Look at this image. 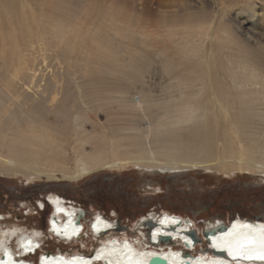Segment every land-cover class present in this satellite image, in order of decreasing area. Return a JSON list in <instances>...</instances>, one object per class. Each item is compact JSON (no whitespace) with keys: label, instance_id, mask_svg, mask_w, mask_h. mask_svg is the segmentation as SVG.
<instances>
[{"label":"bare ground","instance_id":"bare-ground-1","mask_svg":"<svg viewBox=\"0 0 264 264\" xmlns=\"http://www.w3.org/2000/svg\"><path fill=\"white\" fill-rule=\"evenodd\" d=\"M258 2L264 5V0H236L238 13L228 24V8L213 17L189 11L152 21L117 0H0V161L15 166L4 173L30 181L54 179L57 172L80 179L109 161L116 170L129 164L163 173L196 166L212 170L211 162L229 175L237 170L264 175V130L258 126L264 123V59L258 55L264 52V27L257 23L264 13H257ZM207 5L208 0H190L183 9L206 11ZM148 81L158 95L145 91ZM137 84L142 102L127 98ZM113 104H155L163 111L149 128L156 135L155 151L145 148L142 135L131 138L133 156H121L115 148L108 158L86 153L92 139L84 124L92 112ZM189 124L186 138L172 132ZM136 125L129 122L122 130H137ZM47 206L53 213L47 231L66 245L85 249L86 230L101 238L120 228L56 194L48 196ZM157 215L135 227L141 240L109 235L91 254L44 252L40 231L0 225V264H148L154 256L170 264H264L255 258L264 252L263 218L205 223L207 247L199 248L194 221L167 211L159 221ZM229 244L240 253L236 258Z\"/></svg>","mask_w":264,"mask_h":264},{"label":"rangeland","instance_id":"rangeland-1","mask_svg":"<svg viewBox=\"0 0 264 264\" xmlns=\"http://www.w3.org/2000/svg\"><path fill=\"white\" fill-rule=\"evenodd\" d=\"M72 1L76 3L83 0ZM117 1L125 2L128 7L140 12L143 18L152 21L169 16L181 17L189 11H191L189 15L199 16L206 13V16L213 17L218 11L228 8L231 19L226 21L230 24L234 22L235 12L238 13L236 0H208L210 5L205 7L206 11L199 7H194L193 10L183 9L190 0H142L145 2L143 6L142 2L137 0ZM191 2L197 4V0ZM258 3L257 13L262 14L264 5ZM143 7L146 8L145 13L141 12ZM239 14L240 18H246L245 14ZM257 23L261 28L264 27V20H258ZM258 55L264 59L262 50ZM143 87L149 95H158L153 81H148ZM141 91L142 85L137 84L131 88L127 98L142 102ZM161 117L163 111L155 104L135 108L118 107V104L102 107L92 112L90 120L84 124L85 135L92 139L84 149L89 154L101 153L105 158L110 157L113 148L117 149L121 156H133L135 148L134 140L131 138L140 136L142 138L143 135L145 148L148 151H155L156 135L150 132L149 128L150 124ZM49 118L52 120L53 115ZM132 121L137 123V130L123 131L122 129L129 126V122ZM190 125L192 124L173 128L172 132L186 138L191 133ZM260 125L264 128V123L258 124ZM106 135L112 137L117 144L112 146L105 138ZM158 159L165 161L163 157ZM207 166L212 170L196 166L175 173H163L160 170L150 171L133 164H129L123 170H116L107 161L80 179L67 178L63 173L57 172L54 179L43 176L30 181L20 173L18 175L4 173L5 168H15V166L6 167L0 161V225L2 228L16 225L28 231H40L43 234L42 242L45 244L44 252H57L60 249L69 253L84 251L91 254L94 247L109 235L120 237L127 235L132 239L138 237L141 240L142 237L136 236L135 229L139 222L151 213L161 214L167 211L194 221L201 240L196 242V246L206 248L203 229L208 225L205 223L210 222V225L216 222L228 223L230 218L236 216L244 219L257 217L264 219V175L244 170L233 171L229 175L216 169L211 162L207 163ZM147 184L154 186L150 189ZM157 188L161 190L155 192ZM50 194L59 195L65 200V204L80 207L84 212H88L87 214L99 212L117 223L120 228L101 238L86 230L85 249H81L78 244L66 245L59 242L47 231L49 218L53 214L51 208L47 206ZM41 202L45 204V208L40 207ZM86 217L82 221L88 220L89 223ZM167 245L162 246L168 247Z\"/></svg>","mask_w":264,"mask_h":264},{"label":"snow or ice","instance_id":"snow-or-ice-1","mask_svg":"<svg viewBox=\"0 0 264 264\" xmlns=\"http://www.w3.org/2000/svg\"><path fill=\"white\" fill-rule=\"evenodd\" d=\"M235 228H236V226L234 225L233 226V229L235 230ZM227 235L228 236H232L233 235V232H229ZM248 242L250 243L251 241H248ZM244 246H245L244 245V242H241L238 245V247H240V248H243ZM228 252H229L230 255H233V258H236L237 256L240 255L239 252H234L233 251V248H232V245L231 244L228 245ZM97 258H99V257H97ZM245 258H247V259H253L254 257L252 255H248ZM255 258L264 261V252H260V253L256 254ZM9 264H14V262L10 261Z\"/></svg>","mask_w":264,"mask_h":264},{"label":"water","instance_id":"water-1","mask_svg":"<svg viewBox=\"0 0 264 264\" xmlns=\"http://www.w3.org/2000/svg\"><path fill=\"white\" fill-rule=\"evenodd\" d=\"M79 218H81V216H79ZM78 218V219H79ZM258 219H259V217H257ZM56 221H58V220H56ZM79 221H77V223H78ZM225 229V228H224ZM205 234V236H206V238L208 239V237L210 236L209 235V232H205L204 233ZM191 236L193 237V239L194 240H197V238H196V236H195V234L194 233H191ZM188 245V244H187ZM49 255L50 254H47V256L49 257ZM148 264H170L168 261H167V259H165V258H163V257H157V256H154V257H152L150 260H149V262H148ZM186 264H189V262H187Z\"/></svg>","mask_w":264,"mask_h":264},{"label":"flooded vegetation","instance_id":"flooded-vegetation-1","mask_svg":"<svg viewBox=\"0 0 264 264\" xmlns=\"http://www.w3.org/2000/svg\"><path fill=\"white\" fill-rule=\"evenodd\" d=\"M236 217H237V216H236ZM236 217H232V218H230L229 220L232 221V220H233L234 218H236ZM228 222H229V221H228Z\"/></svg>","mask_w":264,"mask_h":264},{"label":"trees","instance_id":"trees-1","mask_svg":"<svg viewBox=\"0 0 264 264\" xmlns=\"http://www.w3.org/2000/svg\"><path fill=\"white\" fill-rule=\"evenodd\" d=\"M199 247V246H198Z\"/></svg>","mask_w":264,"mask_h":264}]
</instances>
